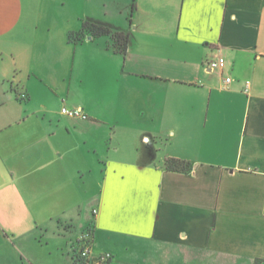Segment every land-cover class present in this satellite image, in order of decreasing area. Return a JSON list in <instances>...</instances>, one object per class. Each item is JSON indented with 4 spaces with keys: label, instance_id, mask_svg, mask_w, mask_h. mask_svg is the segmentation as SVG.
I'll return each instance as SVG.
<instances>
[{
    "label": "crops",
    "instance_id": "crops-1",
    "mask_svg": "<svg viewBox=\"0 0 264 264\" xmlns=\"http://www.w3.org/2000/svg\"><path fill=\"white\" fill-rule=\"evenodd\" d=\"M87 19L127 55H78ZM91 224L92 264H264V0H0V264H74Z\"/></svg>",
    "mask_w": 264,
    "mask_h": 264
},
{
    "label": "trees",
    "instance_id": "trees-1",
    "mask_svg": "<svg viewBox=\"0 0 264 264\" xmlns=\"http://www.w3.org/2000/svg\"><path fill=\"white\" fill-rule=\"evenodd\" d=\"M86 36L94 38L111 37L113 41L112 49L115 53L123 56L127 55L129 45V34L122 29L95 19H87L82 22L81 30L78 33L70 34V41L74 44L81 43ZM168 170L184 171L189 167V163L178 159H168L166 161ZM79 245V244H78ZM74 264H87L77 250L72 253Z\"/></svg>",
    "mask_w": 264,
    "mask_h": 264
},
{
    "label": "built area",
    "instance_id": "built-area-1",
    "mask_svg": "<svg viewBox=\"0 0 264 264\" xmlns=\"http://www.w3.org/2000/svg\"><path fill=\"white\" fill-rule=\"evenodd\" d=\"M207 68L211 71H220L223 72L227 66V61L223 56H218L214 59L207 60L205 62ZM233 83V79L230 76H227L223 79V89H230ZM250 89V82H246V91ZM21 99H26V95H22ZM62 114L71 119H84L86 114L80 108L78 109H68L64 107L62 109ZM97 214V211L94 210V215ZM94 229L93 225H89L88 228L82 233L81 238L78 241L79 244V253L82 258L86 261L87 264H92V242H93ZM113 259L111 253H105L97 257V264H110Z\"/></svg>",
    "mask_w": 264,
    "mask_h": 264
},
{
    "label": "rangeland",
    "instance_id": "rangeland-1",
    "mask_svg": "<svg viewBox=\"0 0 264 264\" xmlns=\"http://www.w3.org/2000/svg\"><path fill=\"white\" fill-rule=\"evenodd\" d=\"M85 46L86 45L81 46V44H78V49H77L78 55H82L85 53L86 48H87ZM56 107L61 108L62 105L57 103ZM75 246H76V249L75 248L74 249L77 251L79 249V245L77 242L75 243ZM214 260L215 259L212 257V255H209L207 253H186V252H182L180 262L179 263L177 262V263L178 264H218Z\"/></svg>",
    "mask_w": 264,
    "mask_h": 264
},
{
    "label": "water",
    "instance_id": "water-1",
    "mask_svg": "<svg viewBox=\"0 0 264 264\" xmlns=\"http://www.w3.org/2000/svg\"><path fill=\"white\" fill-rule=\"evenodd\" d=\"M89 39H92V38H89Z\"/></svg>",
    "mask_w": 264,
    "mask_h": 264
}]
</instances>
